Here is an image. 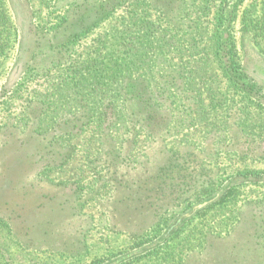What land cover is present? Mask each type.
<instances>
[{"label":"rangeland","instance_id":"1","mask_svg":"<svg viewBox=\"0 0 264 264\" xmlns=\"http://www.w3.org/2000/svg\"><path fill=\"white\" fill-rule=\"evenodd\" d=\"M2 1L0 264H264V0Z\"/></svg>","mask_w":264,"mask_h":264},{"label":"trees","instance_id":"2","mask_svg":"<svg viewBox=\"0 0 264 264\" xmlns=\"http://www.w3.org/2000/svg\"><path fill=\"white\" fill-rule=\"evenodd\" d=\"M157 5L165 6L166 4L159 2ZM5 12L6 10L3 1L0 0V25H2L1 20H6L9 22L7 15L5 16ZM244 26L247 28V30L253 32L255 35H264V1L260 8L259 14L254 17L247 18V20H245ZM2 38V31L0 30V50H2V46L4 44ZM226 48L228 49V66L231 72L234 75H240V66L235 58L236 51L234 41L229 40L227 42ZM153 98L156 99V97ZM157 113V111L148 112L146 115L147 117L144 118V120L146 121L147 118H153ZM233 187L234 184H232V182L224 184L216 192L209 194L207 197L202 198L193 205L185 208L182 212L172 216L169 221L165 222L166 225L160 229V231L150 240L146 242L143 241L135 248H130L129 250L124 251L115 257L107 258L105 261L99 262L97 264H125L156 251L160 247L167 244L184 226H186L194 217L198 216V214H200L203 209L218 202H222L224 198L230 194ZM20 207L21 206L19 205V208Z\"/></svg>","mask_w":264,"mask_h":264}]
</instances>
